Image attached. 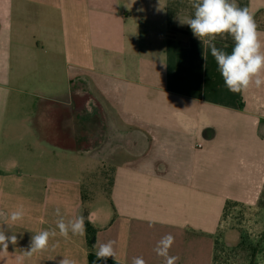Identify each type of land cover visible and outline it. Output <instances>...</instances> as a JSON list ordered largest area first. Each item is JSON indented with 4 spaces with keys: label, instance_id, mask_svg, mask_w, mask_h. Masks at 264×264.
I'll use <instances>...</instances> for the list:
<instances>
[{
    "label": "crops",
    "instance_id": "crops-1",
    "mask_svg": "<svg viewBox=\"0 0 264 264\" xmlns=\"http://www.w3.org/2000/svg\"><path fill=\"white\" fill-rule=\"evenodd\" d=\"M237 3L254 14L264 40V0ZM193 16L190 0H0V141L21 127L31 134L33 112L21 117L7 112L10 104L33 108L38 98L66 107L67 80L85 73L107 114L106 124L100 110L90 122L85 154L109 176L108 202L85 213L82 181L58 176L63 163L53 165L63 168L57 175L45 161L24 177L0 170V228L17 237L0 264H57L63 256L88 264L86 234L57 235L25 255L34 234L56 229L57 208L65 221L83 215L96 241L114 240L109 259L119 264L137 256L164 264L154 248L168 234L177 264H213L226 204H254L264 192V86L230 92L210 50L181 23ZM215 43L230 52L233 41ZM45 46L53 55L40 59ZM1 151L0 168L12 166ZM20 206L24 219L5 224Z\"/></svg>",
    "mask_w": 264,
    "mask_h": 264
},
{
    "label": "rangeland",
    "instance_id": "rangeland-1",
    "mask_svg": "<svg viewBox=\"0 0 264 264\" xmlns=\"http://www.w3.org/2000/svg\"><path fill=\"white\" fill-rule=\"evenodd\" d=\"M54 12H51L52 16L58 14ZM52 55L53 47L45 46L40 59ZM67 70L69 71V66ZM39 74L41 75L42 71H39ZM86 77L88 76L85 73L80 72L79 77H74L71 84L67 80L66 107L63 103L59 106L38 98H34L33 108L24 106V109L20 107L17 110L10 104L7 112L17 113L21 117H26L28 111L33 112L34 117L28 123L31 134L20 135L23 131L21 127L17 133L9 137L4 136L0 141L1 155L4 157L8 155L7 161L12 165L0 168L4 174L15 178L17 175L24 177L32 170V163L45 161L52 165V174L57 175L63 168L58 169L53 165L56 166L59 162L66 165V175L58 176L82 181L81 187L85 191V213L94 206L106 205L108 202L106 177L109 178L106 172L91 168L90 165L96 160L92 161L91 156L85 154L90 145L89 135L92 132L90 122L96 119L97 111L100 110L99 115L102 114V120L107 123V114L90 91ZM70 93L73 94V101L69 99ZM63 117L66 118L65 125ZM8 139L10 141L7 142ZM45 142H49L50 145L47 147ZM54 145L61 148H54ZM19 186L23 188L26 184L20 183ZM14 203H19L18 198H15ZM214 238L216 244L213 264H250L253 254L256 264H264V192L257 203L226 205Z\"/></svg>",
    "mask_w": 264,
    "mask_h": 264
},
{
    "label": "clouds",
    "instance_id": "clouds-1",
    "mask_svg": "<svg viewBox=\"0 0 264 264\" xmlns=\"http://www.w3.org/2000/svg\"><path fill=\"white\" fill-rule=\"evenodd\" d=\"M194 9V16L181 21L187 24L193 36L210 50L217 69L221 74L224 84L230 92L243 93L251 87L257 89L264 86V40L262 33L255 21L254 14L247 7H240L237 0H190ZM232 38L233 44L230 52L224 48H218L217 38ZM226 47V46H225ZM204 68L207 70V55L203 54ZM0 213V216H4ZM59 219L56 221V229L41 230L34 234L30 240V248L25 255L31 256L46 250L49 247L50 238L57 235L64 239L72 236H84L86 234L85 217L77 216L65 221L61 210L56 209ZM25 216L23 206L18 207L5 217V224H15L22 221ZM175 242L173 235L162 237L154 248L157 256L164 258V264H177L179 257L169 254V250ZM15 234L8 235L0 228V253H7L9 244L15 245ZM115 241H96L95 257L97 261L116 259ZM57 264H76L74 259L63 256ZM131 264H146L143 257H133Z\"/></svg>",
    "mask_w": 264,
    "mask_h": 264
},
{
    "label": "trees",
    "instance_id": "trees-1",
    "mask_svg": "<svg viewBox=\"0 0 264 264\" xmlns=\"http://www.w3.org/2000/svg\"><path fill=\"white\" fill-rule=\"evenodd\" d=\"M228 204L229 203H227L226 205ZM85 226H86V242H87V246L89 250L88 264H119L112 259H108L107 261H97L96 260L95 252H94V245L96 242V235H97L98 230L93 225H91L90 222H88L87 220L85 221ZM252 256L253 257H252L250 264H256L254 254Z\"/></svg>",
    "mask_w": 264,
    "mask_h": 264
}]
</instances>
